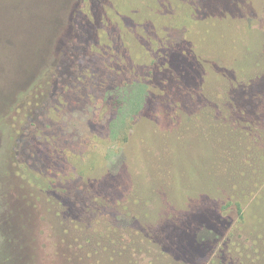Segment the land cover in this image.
<instances>
[{"label": "rangeland", "instance_id": "obj_1", "mask_svg": "<svg viewBox=\"0 0 264 264\" xmlns=\"http://www.w3.org/2000/svg\"><path fill=\"white\" fill-rule=\"evenodd\" d=\"M125 1L127 4L120 7V15L135 19L133 24L129 17L124 24L131 36L132 30L143 27L144 20L161 14L158 12L161 0ZM168 1L166 20L170 21V30L164 24L156 33L148 29L149 46L143 54L148 61L152 59L153 44L159 39V33H163L160 35L163 40L167 33L170 38L174 36L177 31L172 29L174 24L181 22L189 10L190 4L185 0ZM75 2L67 1L65 13L56 19V26L54 19L47 24L51 31L56 28L49 56L43 53L35 61L32 75L21 83L23 89L55 59L58 49L54 51L53 47L60 35L63 38L65 33L72 35L68 32L69 12ZM204 3L219 17L226 16L223 21L218 17L213 33L217 36L222 32L225 37H215L214 50L219 46L228 47L229 40L241 32V24L245 37L239 58L251 80L264 74V0H204ZM52 14L47 10L42 16L51 19ZM139 20L143 21L138 23ZM30 27L17 30L24 33ZM103 31L98 47L104 52L101 54L105 68L102 65L100 71L125 61V52L116 53L120 60L112 54L115 47L124 50V46ZM89 69L87 64L85 75ZM124 75L122 78L129 85L116 89L114 109H110L105 88L87 89L83 79L82 83H70L76 85L73 86L75 94L71 93L70 97L65 84L63 94L49 100L42 118L31 126L44 143L39 151H47L41 162L46 165H30L26 172L10 169L9 187L16 188L7 186L6 175L0 177V194L5 190L3 195L7 197H0V264H60L61 252L72 258L65 264H75L80 254L84 260L98 255L107 258V252L114 251L122 230L129 223L152 227L184 210L194 211L214 203L224 216L232 219L231 238L241 249L237 259H246H240L243 262L239 264H264V131L250 144L255 166L244 164L246 167L240 172L222 173L211 162L210 138L200 129L191 128L193 124L189 122H170V104L165 107L153 103L152 111L138 114L146 89L142 75ZM33 89L19 101L17 91H10L7 98L8 106L13 109L10 122L24 121L28 110L45 99V94L37 97L44 88ZM124 90L129 95L122 98ZM224 134L231 140V133ZM107 175L117 179L109 194L96 186ZM74 199L82 205L78 225L74 213L67 209ZM209 264L222 263L212 255Z\"/></svg>", "mask_w": 264, "mask_h": 264}, {"label": "trees", "instance_id": "obj_2", "mask_svg": "<svg viewBox=\"0 0 264 264\" xmlns=\"http://www.w3.org/2000/svg\"><path fill=\"white\" fill-rule=\"evenodd\" d=\"M67 1L0 0V177L6 175L4 182L8 187L10 169L26 172L30 165H46L41 162L47 151H39V146L44 143L31 126L42 118L47 102L63 94L65 84L69 88V97L71 93L75 94L73 86L76 85L70 84L74 81L82 83L85 79L87 89L102 91L105 88L103 91L109 99L110 109H114L118 96L116 89L129 85L128 80L122 78L126 71L125 77L141 74L146 87L138 114L152 111L153 103L165 107L170 104V122H189L193 124L191 128L200 129L210 138L211 162L220 172H240L245 165L255 166L249 148L251 141L264 131V74L251 80L239 58L245 37L243 25H239L241 32L229 40L228 47L219 46L214 50L215 37L220 39L223 36L222 32L217 36L213 33L219 21L218 14L210 10L204 0H185L190 4L189 10L181 22L174 24L172 29L177 30L176 34L170 38L167 33L163 40L160 37L163 33H159L158 42L153 44L152 59L148 61L143 55L149 46L148 29L156 33L164 24L170 30V21L166 20L170 7L168 0L159 3L158 12L162 15L152 16L149 21H138H143V27L132 30L133 36L124 27L127 19L133 17L120 15V7L127 4L125 0H76L69 12L70 28L67 29L72 35L65 33L64 38L60 35L53 47L54 51L56 47L58 49L55 59L25 90L21 83L32 75L35 61L43 53L49 56L56 28L51 31L47 24L54 19L56 26V19L65 13ZM47 10L53 13L51 19L42 16ZM223 17L219 18L223 21ZM28 26H31L28 32L17 30ZM103 29L124 46V50L115 47L112 54L120 60L116 53L125 52V61L100 71L104 67L101 54L104 52L98 42ZM87 64L90 69L85 75ZM40 82L41 86H36ZM32 88L35 91L44 88L37 97L45 94V99L36 107H29L33 108L31 111L26 109L29 114L24 121L10 122L13 110L7 102L10 91H17L19 101ZM128 95V90H124L121 97ZM223 132L231 133L233 139L229 140ZM33 175L38 177L35 173ZM96 184L109 194L117 185V179L107 175ZM22 192L24 196V190ZM3 194L0 197L7 198ZM72 202L67 209L74 213L78 225L82 205L75 199ZM207 206L194 211L184 210L152 227L131 222L122 230L114 251L107 252V258L98 255L84 260L80 254L75 264H209L212 255L222 264H237L241 249L231 238L234 231V228L229 231L232 219L224 216L215 203ZM60 255V264L72 259L63 252ZM240 259L243 258L237 259L238 264L246 261Z\"/></svg>", "mask_w": 264, "mask_h": 264}]
</instances>
